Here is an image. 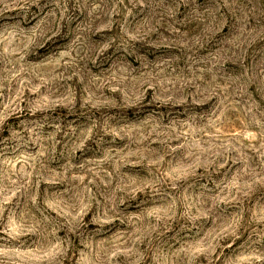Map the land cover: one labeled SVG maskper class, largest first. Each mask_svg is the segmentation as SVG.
I'll list each match as a JSON object with an SVG mask.
<instances>
[{
	"label": "rangeland",
	"instance_id": "1",
	"mask_svg": "<svg viewBox=\"0 0 264 264\" xmlns=\"http://www.w3.org/2000/svg\"><path fill=\"white\" fill-rule=\"evenodd\" d=\"M0 264H264V0H0Z\"/></svg>",
	"mask_w": 264,
	"mask_h": 264
}]
</instances>
